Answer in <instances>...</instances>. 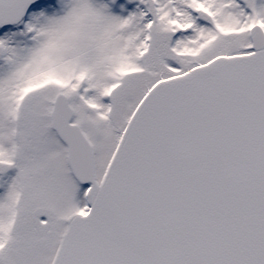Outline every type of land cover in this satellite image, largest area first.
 <instances>
[{"label": "snow or ice", "instance_id": "obj_1", "mask_svg": "<svg viewBox=\"0 0 264 264\" xmlns=\"http://www.w3.org/2000/svg\"><path fill=\"white\" fill-rule=\"evenodd\" d=\"M0 264H264V0H0Z\"/></svg>", "mask_w": 264, "mask_h": 264}]
</instances>
